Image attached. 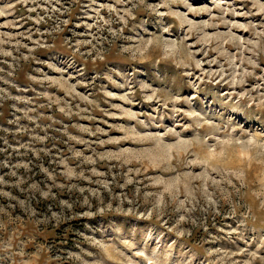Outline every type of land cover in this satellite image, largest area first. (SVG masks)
I'll return each instance as SVG.
<instances>
[{
	"label": "rangeland",
	"instance_id": "obj_1",
	"mask_svg": "<svg viewBox=\"0 0 264 264\" xmlns=\"http://www.w3.org/2000/svg\"><path fill=\"white\" fill-rule=\"evenodd\" d=\"M0 264H264V0H0Z\"/></svg>",
	"mask_w": 264,
	"mask_h": 264
}]
</instances>
